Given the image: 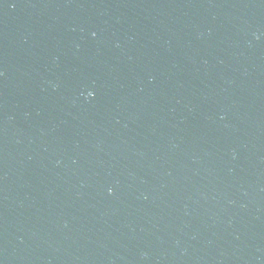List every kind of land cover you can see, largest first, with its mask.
<instances>
[{
    "label": "water",
    "instance_id": "1",
    "mask_svg": "<svg viewBox=\"0 0 264 264\" xmlns=\"http://www.w3.org/2000/svg\"><path fill=\"white\" fill-rule=\"evenodd\" d=\"M0 264H264V0H0Z\"/></svg>",
    "mask_w": 264,
    "mask_h": 264
}]
</instances>
